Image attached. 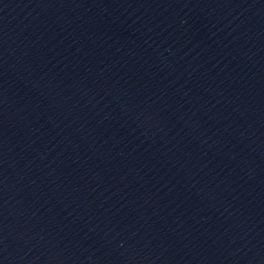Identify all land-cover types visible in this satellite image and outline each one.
I'll return each instance as SVG.
<instances>
[{"label": "water", "instance_id": "95a60500", "mask_svg": "<svg viewBox=\"0 0 264 264\" xmlns=\"http://www.w3.org/2000/svg\"><path fill=\"white\" fill-rule=\"evenodd\" d=\"M0 264H264V0H0Z\"/></svg>", "mask_w": 264, "mask_h": 264}]
</instances>
